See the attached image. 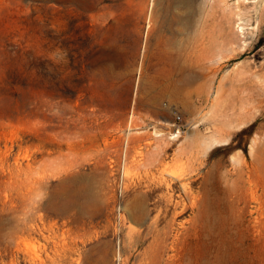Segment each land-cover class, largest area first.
I'll return each mask as SVG.
<instances>
[{"label":"rangeland","instance_id":"374dc122","mask_svg":"<svg viewBox=\"0 0 264 264\" xmlns=\"http://www.w3.org/2000/svg\"><path fill=\"white\" fill-rule=\"evenodd\" d=\"M165 2L0 0V264H264V0L156 28L180 69Z\"/></svg>","mask_w":264,"mask_h":264},{"label":"bare ground","instance_id":"6f19581e","mask_svg":"<svg viewBox=\"0 0 264 264\" xmlns=\"http://www.w3.org/2000/svg\"><path fill=\"white\" fill-rule=\"evenodd\" d=\"M165 1L166 2L164 4L165 5L164 6V13H162L159 23H157V19H156L157 14L154 11L155 4H154V6L151 7V10L149 11L150 13H148V15H149L148 28L146 31L145 41H144V45H143V57H144L143 61L146 63L147 66H149V65H156L157 66V64H160L162 62L166 63L170 67H174V68L176 67L179 69L184 67V66H187V65L190 66L189 64H191L193 62L188 61L189 57H187L185 54H183V51L182 52L180 51V53H179L180 55H179L176 53V51H172L174 49H172L171 46H170L171 49H170L169 45L166 46V44H168V42L166 40H168V39L170 40L171 37L167 39V36L165 38H161L159 36L157 38V40L154 41V47H152V49H151V45L153 44L152 43L153 40L151 39V35L153 33H155L153 31L156 30V28H159L160 26L163 27L164 29L169 30L172 36H174L176 34L186 35L187 33H190L191 29L195 25V21H197V19H198L197 18L198 11L200 12L202 7L199 6L201 9L198 8V6H197L198 0H165ZM153 2H155V1H153ZM199 3H200V1H199ZM142 10L143 11L145 10L144 5L142 6ZM200 14H201V12H200ZM200 14L198 15V17L200 16ZM158 17H160V16H158ZM144 34H145V32H144ZM174 38H175V36H174ZM175 44H176V41H175ZM179 47H180V42H179ZM183 47H185V46L183 45ZM189 60H192V59H189Z\"/></svg>","mask_w":264,"mask_h":264},{"label":"built area","instance_id":"2783aa9c","mask_svg":"<svg viewBox=\"0 0 264 264\" xmlns=\"http://www.w3.org/2000/svg\"><path fill=\"white\" fill-rule=\"evenodd\" d=\"M177 118H179V116H177Z\"/></svg>","mask_w":264,"mask_h":264}]
</instances>
